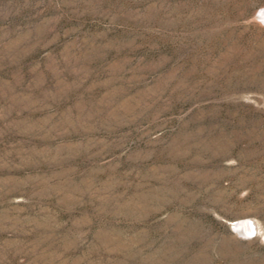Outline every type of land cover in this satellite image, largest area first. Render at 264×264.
<instances>
[{"label": "rangeland", "instance_id": "obj_1", "mask_svg": "<svg viewBox=\"0 0 264 264\" xmlns=\"http://www.w3.org/2000/svg\"><path fill=\"white\" fill-rule=\"evenodd\" d=\"M0 264H264V0H0Z\"/></svg>", "mask_w": 264, "mask_h": 264}, {"label": "bare ground", "instance_id": "obj_2", "mask_svg": "<svg viewBox=\"0 0 264 264\" xmlns=\"http://www.w3.org/2000/svg\"><path fill=\"white\" fill-rule=\"evenodd\" d=\"M238 228L240 229V231H242L243 233H245V235L246 234L247 235H255V234L262 235L261 228L258 227V229H257L255 225L252 227V225H249L248 224V220L247 221H244V222H242L240 224H238Z\"/></svg>", "mask_w": 264, "mask_h": 264}, {"label": "water", "instance_id": "obj_3", "mask_svg": "<svg viewBox=\"0 0 264 264\" xmlns=\"http://www.w3.org/2000/svg\"><path fill=\"white\" fill-rule=\"evenodd\" d=\"M248 224H249V225H252V227L254 226V225H253V222H252L251 220H249V219H248ZM250 227H251V226H250ZM252 229H253V228H252Z\"/></svg>", "mask_w": 264, "mask_h": 264}]
</instances>
